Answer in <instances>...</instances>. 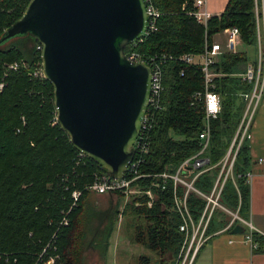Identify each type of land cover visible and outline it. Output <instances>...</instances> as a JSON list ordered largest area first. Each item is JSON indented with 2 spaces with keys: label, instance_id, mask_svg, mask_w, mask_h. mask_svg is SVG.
Returning <instances> with one entry per match:
<instances>
[{
  "label": "trees",
  "instance_id": "obj_1",
  "mask_svg": "<svg viewBox=\"0 0 264 264\" xmlns=\"http://www.w3.org/2000/svg\"><path fill=\"white\" fill-rule=\"evenodd\" d=\"M27 1L0 0V34L20 15ZM261 1L264 8V0H226L223 9L210 15L203 26L189 13L192 0H149L159 11L156 28L136 42V49L169 55L161 64V107L154 114L147 151L138 166L142 175L135 179L141 188L150 187L154 197L148 206L145 194L129 197L124 205L141 217L143 233L137 234L136 240L162 255L159 264H164L166 252L176 264L183 233L177 229L179 219L171 207V180L166 178L157 186H149V182L155 173L173 171L197 148L203 114L202 100L192 95L203 86L198 64L178 56L199 53L204 35L209 38L227 26H235L239 41L256 51ZM36 43L29 34L0 43V264H45L48 258L53 259L50 264H81L82 247L100 253L105 250L111 215L108 208L94 210L86 201L90 191L83 185L99 166L86 156L74 163L77 151L55 120L51 86L44 77L31 75L39 63ZM16 60L24 61V65L8 66ZM249 61L255 64V56L249 58L244 50H221L211 63L218 73L212 82L220 103L219 113L210 119L207 155L211 163L222 156L239 121L243 96L251 83L237 72L240 64ZM248 163V142L243 136L232 162V178L226 177L219 195L220 202L229 209L236 208L241 217L247 207ZM216 170L214 166L200 172L193 185L208 190ZM73 189L80 193L75 205L68 208ZM114 194L121 197L120 192ZM135 199L139 202L136 205ZM186 204L196 219L203 201L189 193ZM64 212L67 223L61 224ZM219 215V210L210 214L205 233L225 224ZM92 220V232L84 241L82 225ZM251 236L257 242L254 249H260L261 236L255 232ZM138 264H148L147 256H139Z\"/></svg>",
  "mask_w": 264,
  "mask_h": 264
},
{
  "label": "water",
  "instance_id": "obj_2",
  "mask_svg": "<svg viewBox=\"0 0 264 264\" xmlns=\"http://www.w3.org/2000/svg\"><path fill=\"white\" fill-rule=\"evenodd\" d=\"M145 23L144 0H28L0 34V43L29 34L40 45L58 126L109 177L130 160L147 102L148 67L123 55Z\"/></svg>",
  "mask_w": 264,
  "mask_h": 264
},
{
  "label": "built area",
  "instance_id": "obj_3",
  "mask_svg": "<svg viewBox=\"0 0 264 264\" xmlns=\"http://www.w3.org/2000/svg\"><path fill=\"white\" fill-rule=\"evenodd\" d=\"M204 1L205 0H192L191 4L193 9L189 11L194 19L203 26L205 25L208 17L211 15L203 7ZM144 2L146 13L145 28L140 37L128 42L123 47V55L126 59L134 62H142L149 69L147 102L140 119L138 132L132 143L133 152L121 175L109 177L106 171L101 170V167L99 166V168H96L92 171L91 178L89 181L84 183L83 189L98 194H114V192L117 191L120 192L121 197L125 199L145 194L146 205L148 206L154 197L151 188H141L139 185H137L135 179L142 175V173L138 172V166L142 162L143 154L147 151L148 134L153 122L154 114L161 107L160 94L163 88L161 80V64L166 57H169V55L157 52L147 53L136 49V42H138L149 31L156 28L155 21L159 15V11L149 2V0H144ZM254 10H257L256 7ZM219 32L223 37L222 44H220L218 41L207 38L204 35L202 50L199 53H183L178 56V58L184 62L198 64V68L202 77V89L195 90L192 94L194 98L201 99L203 104L201 126L196 136L197 148L192 153L182 158L177 163L173 171L163 170L155 173L153 174L155 179H152L149 182V186H157L160 185V183L166 178L171 180V207L176 212L179 219L177 229L183 233L182 242L175 259L176 264H190L196 249L208 236V234L205 233L206 224L210 214L215 210H221L231 214V217L227 220L223 230L238 222L243 226V230L240 233L241 239L247 242L250 248H255L257 246V242L252 240V230L250 229V225L237 213L236 208L233 212H231L226 206H224L219 200V195L226 177L232 178L231 166L235 151L241 138L243 136L247 137L248 135L247 130L251 116L261 94L264 81V45L262 46L259 40L257 20L255 64L247 62L243 66V70L237 73L242 79L250 82L251 86L249 91L244 93L243 109L236 129L224 153L215 163H211L207 155V149L210 137V119L215 116H213L207 109L208 102L205 99V95L211 94L218 97L219 99L218 93L213 90L212 82V78L218 73L211 68V63L216 59L221 50H231L235 42L239 41L238 30L235 26L224 27ZM35 48L39 51L40 45L36 43ZM195 55L198 57L197 60L194 59ZM22 65H24V61L16 60V62H13L8 66L12 68H18ZM31 75L34 77H43L40 61L37 65H35V67L32 68ZM84 156H86L84 153L77 151L74 163L77 164L79 161H82ZM214 166H217V170L209 189L206 191H201L196 188L193 185V180L195 177L200 172L209 170ZM79 193V189H73L71 191L72 201L68 208L75 205ZM189 193L197 195L203 201L202 208L196 219L192 217L186 204V197ZM138 203V200L135 199L134 204ZM65 213L66 212H64L59 221L61 224L67 223V217ZM246 225L249 227L244 229V226ZM53 236L54 232L51 234V237ZM52 260V258H48L45 261V264H50Z\"/></svg>",
  "mask_w": 264,
  "mask_h": 264
},
{
  "label": "crops",
  "instance_id": "obj_4",
  "mask_svg": "<svg viewBox=\"0 0 264 264\" xmlns=\"http://www.w3.org/2000/svg\"><path fill=\"white\" fill-rule=\"evenodd\" d=\"M226 0H205L204 8L211 14H218ZM258 32L264 42V8L262 1L259 5ZM210 39L219 41L215 35ZM240 42V41H239ZM231 50H235L232 49ZM256 56V51H255ZM194 59L198 57L195 55ZM243 70V69H242ZM241 69L237 72H241ZM249 163L245 171L247 183V207L242 217L250 225L252 232L260 235L262 244L260 249L250 248L241 239V232L229 234L223 226L208 234V238L200 245L191 264H264V81L261 94L247 130ZM249 226H244L246 229Z\"/></svg>",
  "mask_w": 264,
  "mask_h": 264
},
{
  "label": "rangeland",
  "instance_id": "obj_5",
  "mask_svg": "<svg viewBox=\"0 0 264 264\" xmlns=\"http://www.w3.org/2000/svg\"><path fill=\"white\" fill-rule=\"evenodd\" d=\"M215 38L217 40L220 39L218 42L222 44L223 37L218 34L215 35ZM259 40L263 46L264 42L260 36ZM233 49L244 50L249 58L255 56V51H253L250 45H245L239 41L235 42ZM244 65L245 64L239 65L241 70ZM128 200L129 198L125 199L115 194L89 193L86 201L94 210L109 209L111 215V229L106 238L107 244L105 250L102 253L95 248H89L87 246L82 247L81 264H138V258L141 255L147 256L148 264H159V259L162 255L158 251L151 250L143 243L136 240V235L140 232L143 233L144 223L141 221L140 216L133 213L131 209H128L124 205ZM229 210L233 212L235 209ZM219 211V218L221 217L227 221L231 217L229 212ZM92 222L93 220L82 225V239H84V241L85 237L87 239L90 237L92 232L91 225L93 226ZM233 234L234 233L231 235ZM164 256V264H174V260H172L168 252H166Z\"/></svg>",
  "mask_w": 264,
  "mask_h": 264
},
{
  "label": "clouds",
  "instance_id": "obj_6",
  "mask_svg": "<svg viewBox=\"0 0 264 264\" xmlns=\"http://www.w3.org/2000/svg\"><path fill=\"white\" fill-rule=\"evenodd\" d=\"M205 99L207 100V109L208 111L215 116L216 114L219 113L220 111V104H219V99L218 97L211 95V94H206Z\"/></svg>",
  "mask_w": 264,
  "mask_h": 264
}]
</instances>
